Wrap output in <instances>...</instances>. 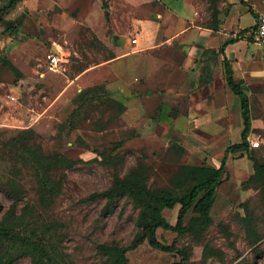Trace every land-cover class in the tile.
Instances as JSON below:
<instances>
[{
    "label": "rangeland",
    "instance_id": "rangeland-1",
    "mask_svg": "<svg viewBox=\"0 0 264 264\" xmlns=\"http://www.w3.org/2000/svg\"><path fill=\"white\" fill-rule=\"evenodd\" d=\"M148 1L21 0L5 14L21 20L18 28L0 22V57L10 61L0 62V220L13 204L20 224L49 226V249L65 264H106L101 244L131 242L138 230L132 199L103 196L118 178L140 173L152 188L182 195L188 166L219 167L228 146L241 141L240 97L208 44L223 24L218 0H192L195 19L177 31L173 2L159 29L146 17ZM57 44L69 56L53 70L48 54ZM250 74L256 77L244 84L256 127L248 151L228 153L211 223L201 226L191 208L186 232L157 228L162 242L190 251L188 264H264V192L254 162L264 160V82L261 68ZM29 148L51 161L49 196ZM179 208L164 210L174 224ZM127 256L129 264L180 260L147 240ZM12 257L0 247V264L33 262Z\"/></svg>",
    "mask_w": 264,
    "mask_h": 264
},
{
    "label": "trees",
    "instance_id": "trees-1",
    "mask_svg": "<svg viewBox=\"0 0 264 264\" xmlns=\"http://www.w3.org/2000/svg\"><path fill=\"white\" fill-rule=\"evenodd\" d=\"M19 1L21 0H11L9 5L0 8V22L6 21V29H10V31L17 29L21 24V20H5V14L11 7L16 6ZM4 59L0 57V62L4 60V62L10 63L8 57ZM225 67L228 85L241 100L244 119L242 141L233 143L227 148L220 167L188 166L186 177L179 179L185 189L182 195L176 194L171 189H154L147 178L134 172L118 178L113 186L105 189L103 196L108 200L120 199L125 196L132 199L137 210L136 228L138 229L128 245L101 244L102 256H107L109 259L106 264H129L127 252L130 249L137 248L146 240L161 250L177 252L180 255L178 264H188L190 251L186 247L180 248L175 244L162 242L157 236V228L164 227L179 233L186 232L188 226L184 223V218L191 208L198 212L199 215L196 219L201 226L210 224L214 193L226 171L225 164L228 153L250 149L249 134L253 130L251 96L246 91L244 81L235 78L231 63L226 58ZM27 152L34 155V158L29 156V160L36 170L43 195L49 196L50 190H53V182L48 174L47 164L48 162L50 164L51 161L45 155H41L30 148ZM254 162L256 167L255 176L262 180L260 182L264 192V160H255ZM177 203H180V208L178 220L174 224L167 218L164 210L173 208ZM18 216L12 204L0 220V247L5 249V254L8 257L29 255L32 258V264H65L53 255L49 249L50 227L28 228L17 221Z\"/></svg>",
    "mask_w": 264,
    "mask_h": 264
},
{
    "label": "crops",
    "instance_id": "crops-1",
    "mask_svg": "<svg viewBox=\"0 0 264 264\" xmlns=\"http://www.w3.org/2000/svg\"><path fill=\"white\" fill-rule=\"evenodd\" d=\"M153 2H155L157 6H154ZM218 2L222 10H224L223 24L220 31L212 32L211 30V32H209L212 41L208 44L214 48L216 47L222 67V73H224L226 78V58L231 63L235 77L237 76L236 71L238 69L240 71L241 78H243L242 80L247 83L251 78L256 77L255 75L252 74L251 76L250 74L252 68L253 71H255L256 68L259 67L263 72L262 81L264 82V44L258 42L255 36V30L258 27L261 15L264 14V0H218ZM148 3L150 2L148 1ZM171 3L173 4V12L177 13L179 17V20L174 24L175 31L183 26L182 24L186 18L190 17L191 19H195L194 15L192 14V0H153L152 3H150L153 7L150 6L152 8H150V13H147L146 17L153 18L155 23L158 22V28L160 29V26L162 25L160 22L161 18H166V14L171 12L170 9H168L166 13L164 10H166L167 6ZM165 4L167 6H165ZM151 31H148V38L151 42H155L157 33L154 30L152 32ZM195 32L196 29L191 27V34H194ZM180 33L181 31L176 34ZM55 47L56 46H54L52 49H55ZM228 87L230 86L228 85ZM247 93L249 94V92ZM224 113H227V115L229 114L227 106L224 107ZM255 123L258 124L260 122L256 121ZM255 127L256 126L253 124V130ZM240 128L242 130L244 128V119L243 123L240 124ZM253 130L251 132H253Z\"/></svg>",
    "mask_w": 264,
    "mask_h": 264
},
{
    "label": "built area",
    "instance_id": "built-area-1",
    "mask_svg": "<svg viewBox=\"0 0 264 264\" xmlns=\"http://www.w3.org/2000/svg\"><path fill=\"white\" fill-rule=\"evenodd\" d=\"M255 36L258 42L264 44V14L258 23V27L255 30ZM137 39H134V41ZM68 52L62 44H57L55 49H51L48 54V62L51 69L56 70L59 68L60 64L64 63L68 59ZM261 140H252V145L254 147H259Z\"/></svg>",
    "mask_w": 264,
    "mask_h": 264
},
{
    "label": "water",
    "instance_id": "water-1",
    "mask_svg": "<svg viewBox=\"0 0 264 264\" xmlns=\"http://www.w3.org/2000/svg\"><path fill=\"white\" fill-rule=\"evenodd\" d=\"M250 170L253 171V166L250 164Z\"/></svg>",
    "mask_w": 264,
    "mask_h": 264
}]
</instances>
